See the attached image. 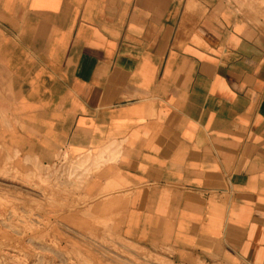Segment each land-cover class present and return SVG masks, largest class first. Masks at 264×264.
Returning <instances> with one entry per match:
<instances>
[{"label": "crops", "instance_id": "0c3cea01", "mask_svg": "<svg viewBox=\"0 0 264 264\" xmlns=\"http://www.w3.org/2000/svg\"><path fill=\"white\" fill-rule=\"evenodd\" d=\"M0 112L19 153L102 166L129 240L264 264V33L232 5L0 0Z\"/></svg>", "mask_w": 264, "mask_h": 264}, {"label": "rangeland", "instance_id": "374dc122", "mask_svg": "<svg viewBox=\"0 0 264 264\" xmlns=\"http://www.w3.org/2000/svg\"><path fill=\"white\" fill-rule=\"evenodd\" d=\"M223 1L264 33V0ZM13 121L0 112V264H237L129 240L105 204L109 188H96L103 167L65 157L44 165L19 153L9 142Z\"/></svg>", "mask_w": 264, "mask_h": 264}, {"label": "bare ground", "instance_id": "6f19581e", "mask_svg": "<svg viewBox=\"0 0 264 264\" xmlns=\"http://www.w3.org/2000/svg\"><path fill=\"white\" fill-rule=\"evenodd\" d=\"M100 156V155H99ZM96 157V156H95ZM96 160V159H95ZM5 253V252H4ZM3 259V258H2ZM75 263V262H74Z\"/></svg>", "mask_w": 264, "mask_h": 264}]
</instances>
